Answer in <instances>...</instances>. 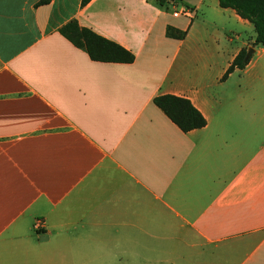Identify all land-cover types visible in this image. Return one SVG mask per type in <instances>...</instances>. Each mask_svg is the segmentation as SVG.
<instances>
[{
    "label": "crops",
    "instance_id": "obj_1",
    "mask_svg": "<svg viewBox=\"0 0 264 264\" xmlns=\"http://www.w3.org/2000/svg\"><path fill=\"white\" fill-rule=\"evenodd\" d=\"M181 1L189 16L0 0V264H264V47L217 0ZM70 20L134 61H91L59 34ZM160 95L206 125L181 132Z\"/></svg>",
    "mask_w": 264,
    "mask_h": 264
},
{
    "label": "trees",
    "instance_id": "obj_2",
    "mask_svg": "<svg viewBox=\"0 0 264 264\" xmlns=\"http://www.w3.org/2000/svg\"><path fill=\"white\" fill-rule=\"evenodd\" d=\"M50 0H40V5L48 4ZM91 0H81L80 6L84 7ZM166 0H157L163 5ZM220 8L233 10L241 19L250 23L254 30L253 46L264 47V0H217ZM75 48L86 53L88 58L100 63L130 64L134 61L131 52L120 45L94 33L92 30L81 27L76 20H70L58 30ZM185 32L167 27L165 35L168 38L182 40ZM246 50H241L233 59L230 66L222 77L225 79L235 70H243L248 64L245 60ZM153 104L160 109L164 115L178 129L187 133L200 129L206 125L204 117L193 107L188 99L173 95H160L152 100Z\"/></svg>",
    "mask_w": 264,
    "mask_h": 264
},
{
    "label": "built area",
    "instance_id": "obj_3",
    "mask_svg": "<svg viewBox=\"0 0 264 264\" xmlns=\"http://www.w3.org/2000/svg\"><path fill=\"white\" fill-rule=\"evenodd\" d=\"M176 8H177V6L173 5V9H174V11L172 13L173 17H178V16H181V15L189 16L190 13H191L190 10L188 8H186V7L182 6L181 8H179V10H177ZM36 227H37V225H36Z\"/></svg>",
    "mask_w": 264,
    "mask_h": 264
},
{
    "label": "rangeland",
    "instance_id": "obj_4",
    "mask_svg": "<svg viewBox=\"0 0 264 264\" xmlns=\"http://www.w3.org/2000/svg\"><path fill=\"white\" fill-rule=\"evenodd\" d=\"M176 1H177V8H176L177 10H179V8H181L182 6L186 7L184 1H181V0H176ZM166 8L169 14L173 12V8L171 5H166Z\"/></svg>",
    "mask_w": 264,
    "mask_h": 264
},
{
    "label": "water",
    "instance_id": "obj_5",
    "mask_svg": "<svg viewBox=\"0 0 264 264\" xmlns=\"http://www.w3.org/2000/svg\"><path fill=\"white\" fill-rule=\"evenodd\" d=\"M253 50L252 49H248L246 55H245V60H248L250 55L252 54Z\"/></svg>",
    "mask_w": 264,
    "mask_h": 264
}]
</instances>
